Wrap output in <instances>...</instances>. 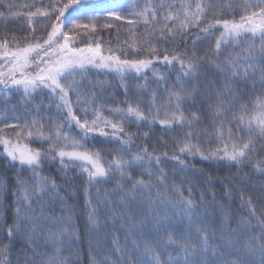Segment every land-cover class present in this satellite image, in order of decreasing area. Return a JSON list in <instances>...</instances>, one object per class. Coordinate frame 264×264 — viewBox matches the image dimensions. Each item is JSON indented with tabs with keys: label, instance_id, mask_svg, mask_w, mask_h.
Returning <instances> with one entry per match:
<instances>
[{
	"label": "snow or ice",
	"instance_id": "snow-or-ice-1",
	"mask_svg": "<svg viewBox=\"0 0 264 264\" xmlns=\"http://www.w3.org/2000/svg\"><path fill=\"white\" fill-rule=\"evenodd\" d=\"M138 4L41 0L23 5L35 8L26 13L31 31L23 44L15 37L11 47L7 38L0 40V105H11L10 97L19 93L25 117L0 121L2 155L13 168L19 166L11 189L8 181L0 182L5 196L11 191L15 210L0 264H73L64 252L78 247L74 241L81 236L67 199L76 179L69 169H79L86 184L90 264H264V0L243 3L239 22L216 18L222 0H149L129 8ZM7 9L12 18L21 15L13 4ZM0 17L7 19L3 12ZM37 17L49 22L46 38L36 34ZM113 21L132 26L131 39L124 43L136 58L99 42L100 29L118 27ZM141 23L144 29L137 33ZM216 28L223 30L214 49L201 54L198 50L216 36ZM81 36L89 38L83 47L77 43ZM156 42L184 47L182 53L162 57L166 65H179L163 96L149 92L146 73L151 70L165 85L167 78L153 67V58H139L145 51L155 54ZM91 70L119 78L123 106L107 104L102 84L100 93L93 90ZM129 79L145 81L137 83L135 100L129 97ZM53 107L55 115L49 111ZM133 123L138 131L149 128L145 137L155 123L176 132L178 154H156L147 146L133 150L136 134L126 131ZM5 129L16 131L9 137ZM28 141L40 147L31 148ZM95 143L112 148L105 152ZM105 154L112 159L105 161ZM196 158L209 168L236 167L238 173L220 178L197 169ZM169 159L175 161L171 182L164 170ZM49 163L59 165V181L45 171ZM245 168L261 180L259 185L240 180L257 193L260 209L251 195L231 186ZM176 173L183 174L179 186ZM218 184L225 188L220 197L213 190ZM237 194L246 215L231 211ZM17 240L21 247L13 256Z\"/></svg>",
	"mask_w": 264,
	"mask_h": 264
},
{
	"label": "trees",
	"instance_id": "trees-1",
	"mask_svg": "<svg viewBox=\"0 0 264 264\" xmlns=\"http://www.w3.org/2000/svg\"><path fill=\"white\" fill-rule=\"evenodd\" d=\"M226 1V0H224ZM40 0H3V3H0V12H3L5 17L7 19L0 17V40H3L7 38L10 41L9 46H12V40L13 37H15L16 42H19L23 44L24 38L29 36L30 29L27 24V16L26 13L29 10L35 11V8H26L23 7V5L26 4H39ZM49 0H43L44 4H47ZM217 3H221L220 0H217ZM13 4L16 8V10L21 12V15L12 18L8 12L7 5ZM235 4L236 6H232ZM238 1L231 0L229 2L228 6L223 5L220 8L219 11L216 13V18L218 19H228V20H235L239 22L240 16L244 15V9L241 6ZM251 11V9H249ZM209 20L212 19L211 16L208 17ZM104 21L101 20L100 23H103ZM114 25H117L118 27H113L111 29H100L98 33L99 42L103 45L105 49H107L109 46L113 48V50H121L126 49L127 55L129 57L136 58L137 53L132 51L131 49H127V45L124 43L126 40H130L129 36V29L132 28L131 25H127L126 23L122 21H113ZM49 24V22L45 18H34V27L36 28V34L38 36H41L42 38H46V31H45V25ZM144 29V25H138L136 28L137 33L142 32ZM50 30V27L47 29ZM222 28H216L214 29V32L216 33V36L212 38L210 41L205 42L203 46L198 50L201 54L209 48L214 49L215 39L219 38V32H221ZM88 37L81 36L78 38L77 43L79 46L83 47L85 46V43L88 42ZM251 40L245 41V44L251 43ZM157 51L155 54H150L149 52L145 51L143 53L139 54V58H148L151 57L154 59V65L153 67L156 68V70L163 74L167 78V85H165L164 81L159 80L157 76L152 75V71L148 70L146 75L148 76V84L149 92L156 91L161 96H163L168 89H170L173 86V82L175 81V77L178 74L179 65L176 64L174 66L166 65L162 62V57L165 54L172 55L177 53H182L184 51V47L181 45L179 47H174L170 44H165L161 42H156ZM234 47V46H233ZM258 47V45H257ZM190 50V49H189ZM233 48L230 47L228 49V52H232ZM123 54V53H121ZM228 53H225L224 55H227ZM155 57H159L160 59L157 60ZM90 80L96 84L97 86L93 89L97 93H100V85H103V96L105 100L107 101V104L109 106L114 104H120L123 106V101L125 100L124 96V89L120 87V80L118 77H115L112 74L105 75V73L100 72L98 70H91L90 74ZM126 83L129 85L130 93L129 97L132 100L136 99L135 92H136V85L144 84L145 81L135 80V79H129L126 81ZM88 87H92V85H88ZM250 98L251 93H249ZM39 99V98H38ZM75 98L73 97V100ZM145 99H148V96L145 95ZM254 99V98H253ZM11 105L4 106L0 105V113L4 116H7L8 118H14L16 122V117L19 115L21 122L24 120V112L20 105V94L15 93L10 97ZM13 106L15 107V111H13ZM146 107V105L144 106ZM55 115V108L49 109ZM77 113L80 115H83L80 113L79 108L76 109ZM107 114V113H105ZM187 114V113H186ZM91 115V113H89ZM162 115V112H161ZM13 129H6L4 132L5 135L12 137ZM126 131L130 133L136 134L134 136L135 144L133 146V150H135L136 147L143 148L145 146L148 147V150L150 152L155 151L156 154H162L165 151L173 152L176 151L178 154V149L174 147L176 140L179 138L176 132H165L164 129L161 128L159 123H155L151 125V131L149 132V136L145 137L144 132L149 131L148 127H141L138 131L136 124H128L126 125ZM103 138L100 137H94L95 141H99ZM24 141H22L23 143ZM165 144L167 147H165ZM28 146L31 148H38L40 147L39 144L33 143L31 141H28ZM44 147H47L45 144ZM91 147V144L89 145ZM205 147H208L207 144H205ZM212 147H215V145H212ZM105 149V152H108L111 150L112 145L110 144H101V143H95V149ZM93 149V150H95ZM3 153V146L0 145V182L2 181H8V187L11 189L12 185L14 184V177L16 173L19 171V166L16 168H13L11 166V163L7 161V159L2 155ZM111 155H104V160L108 161L111 160ZM189 160L192 158L189 157ZM175 164V161H172L169 159L167 161V167L164 169L166 173L169 175V181L172 180V175L175 172V169L172 167V165ZM195 167L197 169H203L204 171H211L214 175L220 177V178H229L231 179V176L236 175L238 173V169L236 167L228 168L227 166L221 167L219 165H213L211 168L208 167V165L200 161L199 158H196L195 161ZM59 165L57 163H49L45 166V171L50 172L53 176L57 177L58 181L60 179L61 173L58 172ZM245 173H248L246 176ZM30 175V173H25V176ZM69 175L76 177V179L73 182V187L71 189L72 195L68 196V204L71 207H74L75 211L72 217V223L73 225L78 229L79 234L81 236L80 241H74L75 244L78 245V247H74L72 249V252L69 253L68 251L64 252L65 256H68L69 259L73 261V264H90V256H89V241H90V233L86 230V221L87 216L85 214V208H84V201H85V188L86 184L84 180L79 179L80 176V170H72L69 169ZM176 176L178 177L175 180V183L179 186L180 180L183 179V174L176 173ZM251 180L253 185H259L261 183L260 178L253 174V170L251 168H245L242 172H239V178L237 180L231 181V186L233 187L234 192H239L240 189L244 190L245 196L251 195L253 200L255 201V206L257 209L261 208V205L257 199V193H255L252 188L248 185L241 184L240 180ZM186 188V186H185ZM217 196H223L225 193V188L221 185H217L213 189ZM94 191V189L92 190ZM185 195H187V191L185 190ZM195 195H199V186H197V191L195 192ZM14 197L11 195V191L8 192V195L5 196L3 191H0V247L6 245L8 243V228L12 226L13 220L15 217V210H14ZM231 211L234 214L237 215H246V212L240 208V200L238 194L235 195L231 201ZM95 239H98L95 238ZM21 247V242L19 240L14 241L12 248H13V256L15 255L16 250Z\"/></svg>",
	"mask_w": 264,
	"mask_h": 264
},
{
	"label": "rangeland",
	"instance_id": "rangeland-1",
	"mask_svg": "<svg viewBox=\"0 0 264 264\" xmlns=\"http://www.w3.org/2000/svg\"><path fill=\"white\" fill-rule=\"evenodd\" d=\"M41 1V0H40ZM123 2V0H100V3L102 5H106V6H115V5H119ZM149 2V0H139V4L138 5H129V8L132 7H143L145 3ZM152 2H156V0H152ZM243 3L248 2L251 4H256L258 3V0H242ZM140 25H143L142 23ZM0 63H3V61H0ZM0 121H7V122H15L14 118H8L7 116H4L0 113ZM6 131V129H5ZM16 131V129L12 130V133H14Z\"/></svg>",
	"mask_w": 264,
	"mask_h": 264
}]
</instances>
